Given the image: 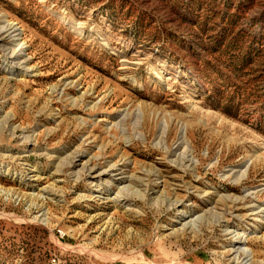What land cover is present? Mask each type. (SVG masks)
Listing matches in <instances>:
<instances>
[{"label": "rangeland", "instance_id": "374dc122", "mask_svg": "<svg viewBox=\"0 0 264 264\" xmlns=\"http://www.w3.org/2000/svg\"><path fill=\"white\" fill-rule=\"evenodd\" d=\"M9 22L0 264H264V0H0Z\"/></svg>", "mask_w": 264, "mask_h": 264}, {"label": "bare ground", "instance_id": "6f19581e", "mask_svg": "<svg viewBox=\"0 0 264 264\" xmlns=\"http://www.w3.org/2000/svg\"><path fill=\"white\" fill-rule=\"evenodd\" d=\"M18 28L12 23L9 22L6 25L0 26V44H3L4 42H9L14 44L16 41H18L20 33L17 32ZM16 50L13 49V52H11V55L14 59L19 58L18 52H15ZM100 174H97L98 177ZM109 183V182H108Z\"/></svg>", "mask_w": 264, "mask_h": 264}]
</instances>
